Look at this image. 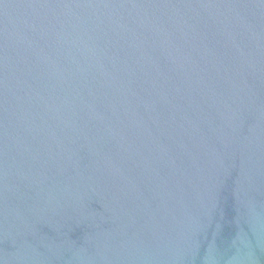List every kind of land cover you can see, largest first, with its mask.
<instances>
[{"label": "water", "instance_id": "95a60500", "mask_svg": "<svg viewBox=\"0 0 264 264\" xmlns=\"http://www.w3.org/2000/svg\"><path fill=\"white\" fill-rule=\"evenodd\" d=\"M0 264H264V0H0Z\"/></svg>", "mask_w": 264, "mask_h": 264}]
</instances>
